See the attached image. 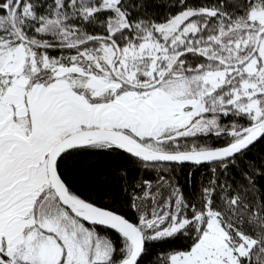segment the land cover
Instances as JSON below:
<instances>
[{
    "label": "snow or ice",
    "instance_id": "1",
    "mask_svg": "<svg viewBox=\"0 0 264 264\" xmlns=\"http://www.w3.org/2000/svg\"><path fill=\"white\" fill-rule=\"evenodd\" d=\"M0 264H264V0H0Z\"/></svg>",
    "mask_w": 264,
    "mask_h": 264
}]
</instances>
